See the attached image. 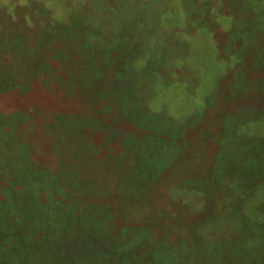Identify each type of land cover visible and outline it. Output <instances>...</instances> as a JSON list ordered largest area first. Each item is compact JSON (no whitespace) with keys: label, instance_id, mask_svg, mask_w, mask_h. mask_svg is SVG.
<instances>
[{"label":"rangeland","instance_id":"rangeland-1","mask_svg":"<svg viewBox=\"0 0 264 264\" xmlns=\"http://www.w3.org/2000/svg\"><path fill=\"white\" fill-rule=\"evenodd\" d=\"M21 190L42 245L0 264H264V0H0Z\"/></svg>","mask_w":264,"mask_h":264},{"label":"trees","instance_id":"trees-1","mask_svg":"<svg viewBox=\"0 0 264 264\" xmlns=\"http://www.w3.org/2000/svg\"><path fill=\"white\" fill-rule=\"evenodd\" d=\"M25 188L30 189V185H24L23 189ZM11 196L14 199L12 202L0 204V259L6 261L17 256H29L28 253L31 251L29 246L42 245L39 240L34 242L30 240L32 219L23 215L27 210L34 209L35 203L29 201L22 190Z\"/></svg>","mask_w":264,"mask_h":264}]
</instances>
